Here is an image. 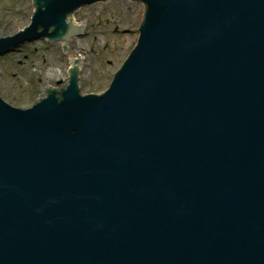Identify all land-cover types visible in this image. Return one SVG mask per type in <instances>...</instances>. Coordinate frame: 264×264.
Wrapping results in <instances>:
<instances>
[{
    "label": "water",
    "instance_id": "1",
    "mask_svg": "<svg viewBox=\"0 0 264 264\" xmlns=\"http://www.w3.org/2000/svg\"><path fill=\"white\" fill-rule=\"evenodd\" d=\"M112 1L28 0L0 57L64 52L72 15ZM127 4L100 95L77 59L25 109L0 97V264H264V0Z\"/></svg>",
    "mask_w": 264,
    "mask_h": 264
},
{
    "label": "rangeland",
    "instance_id": "2",
    "mask_svg": "<svg viewBox=\"0 0 264 264\" xmlns=\"http://www.w3.org/2000/svg\"><path fill=\"white\" fill-rule=\"evenodd\" d=\"M27 1L0 0V36L26 25ZM80 10L70 19L77 24L81 19L84 35L69 38L64 52H59L57 42L47 45L40 39L0 57L4 102L25 109L42 98V89L62 87L66 62L72 59H81L78 82L82 94H97L106 88L118 62H125L135 45L142 4L116 0Z\"/></svg>",
    "mask_w": 264,
    "mask_h": 264
},
{
    "label": "bare ground",
    "instance_id": "3",
    "mask_svg": "<svg viewBox=\"0 0 264 264\" xmlns=\"http://www.w3.org/2000/svg\"><path fill=\"white\" fill-rule=\"evenodd\" d=\"M79 11H81V10H79ZM79 11H77V12H79ZM77 12L76 13H74L73 15H72V18L75 16H77ZM71 22H73V23H75V24H77V20H72L71 19ZM79 25V24H78ZM72 60H74V59H72ZM71 60V61H72ZM80 70H81V68H79V75H78V79H79V76H80ZM52 75V72L51 71H49V76H51ZM78 84H79V82H78ZM79 90H80V86H79ZM80 93H81V91H80ZM82 94V93H81ZM42 98L44 99L45 97L42 95Z\"/></svg>",
    "mask_w": 264,
    "mask_h": 264
}]
</instances>
